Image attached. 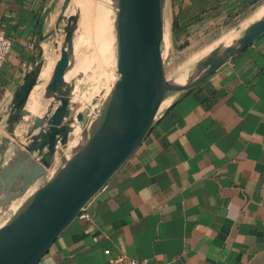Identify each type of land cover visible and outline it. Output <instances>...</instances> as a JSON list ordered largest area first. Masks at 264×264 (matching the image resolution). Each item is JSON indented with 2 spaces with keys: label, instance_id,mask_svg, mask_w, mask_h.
<instances>
[{
  "label": "crops",
  "instance_id": "0c3cea01",
  "mask_svg": "<svg viewBox=\"0 0 264 264\" xmlns=\"http://www.w3.org/2000/svg\"><path fill=\"white\" fill-rule=\"evenodd\" d=\"M63 2L0 0L1 29L13 41L0 69V170L27 140L29 121L11 134L7 120L38 51L45 64L26 108L44 116L53 102L45 87L60 56L62 26L53 30ZM263 14L264 0H171L163 55L196 50L199 37L246 28ZM131 259L264 264V33L192 89L166 97L141 145L38 264Z\"/></svg>",
  "mask_w": 264,
  "mask_h": 264
},
{
  "label": "water",
  "instance_id": "95a60500",
  "mask_svg": "<svg viewBox=\"0 0 264 264\" xmlns=\"http://www.w3.org/2000/svg\"><path fill=\"white\" fill-rule=\"evenodd\" d=\"M76 2L64 0L53 30L62 26L60 56L45 87V97L53 99L47 114L33 115L26 108L45 64L38 60L42 51L36 53L10 104L8 131L14 134L16 124L22 120L29 121L30 128L24 149L16 150L18 159L0 170V214L35 182L47 177L57 160L62 164L18 212L0 225V264H38L82 208L144 141L163 97L168 92L192 89L264 33L263 14L221 52L217 47L201 59L186 82L175 84L164 74V0H117L118 77L99 123L87 141H79L68 155L66 151L76 134L78 137V133L89 131L98 111L95 97L85 108H78L72 100V85L66 80L81 15L79 3L83 4L82 0Z\"/></svg>",
  "mask_w": 264,
  "mask_h": 264
},
{
  "label": "rangeland",
  "instance_id": "374dc122",
  "mask_svg": "<svg viewBox=\"0 0 264 264\" xmlns=\"http://www.w3.org/2000/svg\"><path fill=\"white\" fill-rule=\"evenodd\" d=\"M76 1L74 0V3ZM116 2L117 0H82L83 4L79 3L81 15L74 36L72 65L66 75V80L72 85V100L78 103V108H85L89 101L95 97L98 111L92 117L96 119L89 131L87 130L85 134L78 133V137L76 134L75 139L71 142V147L66 151L68 155H72L76 149L75 144L79 141H87L89 135L99 123L101 113H103L104 106L109 100L118 77L120 47ZM164 14L165 19L170 20L171 0H164ZM244 28L225 30L223 34L219 32L211 38L201 39L199 37L196 50H185L181 53L172 52L169 54L166 48L164 52V61L166 60L164 63L165 78L173 83L177 79L186 81L191 74L196 72V64L201 59L206 58L217 47L220 48L231 43L239 34L243 33ZM168 37L169 32L166 31L165 42H168ZM215 38L216 40H214ZM174 94L176 92H168L165 97L170 99ZM61 164L62 161L59 165ZM53 170L52 168L49 169V177L54 175L55 171ZM39 186L40 183L33 185L29 191L30 194L22 196L21 203L16 200V205L10 211L6 210L5 213L0 214V225L25 205Z\"/></svg>",
  "mask_w": 264,
  "mask_h": 264
},
{
  "label": "built area",
  "instance_id": "2783aa9c",
  "mask_svg": "<svg viewBox=\"0 0 264 264\" xmlns=\"http://www.w3.org/2000/svg\"><path fill=\"white\" fill-rule=\"evenodd\" d=\"M12 43H13L12 38L3 33L0 25V69L2 68L8 54L10 53ZM83 210L84 207L82 208L80 213H82ZM106 252L109 253L110 251L106 250ZM130 264H143V263H140L138 260L131 259Z\"/></svg>",
  "mask_w": 264,
  "mask_h": 264
},
{
  "label": "bare ground",
  "instance_id": "6f19581e",
  "mask_svg": "<svg viewBox=\"0 0 264 264\" xmlns=\"http://www.w3.org/2000/svg\"><path fill=\"white\" fill-rule=\"evenodd\" d=\"M165 26H166L167 29H169V22H168V20H166V22H165ZM165 35H166V32H165ZM165 43H166V42H165ZM225 46H226V45H224L223 47H220V50H219V51L221 52V51L224 49ZM186 81H187V80H186ZM186 81H182L181 79H177L176 82H174V83H175V84H183V83L186 82ZM165 99H166V97L164 96L163 99H162V101H161L159 111L162 109V106H163V104H164Z\"/></svg>",
  "mask_w": 264,
  "mask_h": 264
},
{
  "label": "trees",
  "instance_id": "16d2710c",
  "mask_svg": "<svg viewBox=\"0 0 264 264\" xmlns=\"http://www.w3.org/2000/svg\"><path fill=\"white\" fill-rule=\"evenodd\" d=\"M174 25H175V26H177V25H178L177 21H175V22H174Z\"/></svg>",
  "mask_w": 264,
  "mask_h": 264
}]
</instances>
